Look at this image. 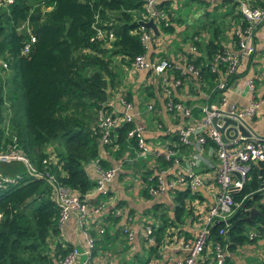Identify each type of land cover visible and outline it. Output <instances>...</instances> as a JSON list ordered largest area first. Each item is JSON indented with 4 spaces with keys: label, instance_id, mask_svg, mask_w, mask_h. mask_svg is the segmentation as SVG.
<instances>
[{
    "label": "trees",
    "instance_id": "trees-1",
    "mask_svg": "<svg viewBox=\"0 0 264 264\" xmlns=\"http://www.w3.org/2000/svg\"><path fill=\"white\" fill-rule=\"evenodd\" d=\"M143 1L12 0L7 4L5 0H0V60L6 64L7 70L3 78L1 73L4 69L0 67V143H10L14 139L18 149L38 171H42L41 162L52 157L55 162L46 167L44 173L52 175L59 185L79 199H84L88 207L94 206L100 197L93 195L85 198L95 182L87 177L84 166L97 160L98 166L103 167L98 160L100 146L121 147L126 131L131 128V125L124 124L115 129L113 133L116 139L109 145H102L95 128V114L108 109L106 102L110 92L122 84L118 79L121 70L116 61L129 75L134 59L145 54L139 41L142 28L138 25L143 14ZM184 2L200 6L204 0ZM222 3L230 2L225 0ZM172 4L171 0L159 1L157 9L163 13L164 19L155 23L159 33L157 39L163 37L169 43L159 51L150 52L151 56L171 64L173 69L168 72L169 81H180L172 99L190 107L202 104L205 96L226 73L223 64L216 66L214 72L210 71L214 58L224 54V28L220 23L221 18L210 17L209 14L201 15L195 25H183L181 18L175 15L182 4L177 1ZM236 15L241 19L237 12ZM97 32L105 35L111 33L112 39L96 40ZM28 35L33 37L34 42L29 52L22 55L20 52ZM229 40L236 49L234 32L230 33ZM189 48L194 51L189 52ZM165 50L171 51V54L167 55ZM172 55L173 60L170 58ZM176 56L191 66L197 75L181 76V69L174 68L172 64ZM251 60L242 61L238 72L225 79L227 88L237 79L249 76ZM145 73L148 79L149 73ZM155 78L151 87L143 88L145 101L153 98L154 90L158 93L161 88L160 80ZM182 93L188 98L180 97ZM117 94L132 103L128 91H117ZM213 94L215 92L210 95ZM192 115L198 120L199 110L192 108ZM171 142H177L174 134ZM131 145L134 148V144ZM178 148L180 154L186 152L183 147ZM47 149L50 151L47 152ZM158 161L163 165L171 163L163 159ZM147 175L146 172L138 178L141 188L137 195L142 199H150L146 192L153 181L147 183ZM0 177H19L14 185L0 187V264H56L71 247L62 249L56 245L49 249L50 238L58 232L57 208L50 188L43 180L28 177L19 162L0 164ZM262 187L264 161H255L248 166L242 189L231 195L238 208L228 219L227 227L216 223L209 229L211 244H226L227 252L231 255L247 246L253 249L256 242L264 239V198L259 191ZM169 194L155 198L162 197V202L150 199L154 203L152 212L147 211L138 218L150 225L154 239L153 244L140 243L138 250L152 255V259L160 258L157 253L165 242L164 238L182 236L189 239L191 236L188 227L193 209L188 203V190L175 188ZM198 199L202 201L203 197L199 195ZM125 204L126 201H121L111 208L106 206L92 219L89 225L94 241L91 259L98 261L106 253L115 251L113 242L122 238L121 227L115 229L114 235H110L106 227L108 222L116 220L114 211H123ZM251 209H255V213L247 220ZM146 214L148 217L157 214L159 218L155 216L146 220ZM127 216H132V211H128ZM97 218L105 223L97 225ZM151 220H157L160 225L156 226ZM166 223L173 230L163 237ZM181 227H186V231ZM99 229L102 230L101 234H98ZM221 229L225 232L219 236ZM250 231L256 232L252 239L248 238ZM140 253L138 263L147 264L150 260ZM165 260L162 264L166 263ZM258 262L262 264L263 261ZM225 263L230 264L228 259Z\"/></svg>",
    "mask_w": 264,
    "mask_h": 264
},
{
    "label": "built area",
    "instance_id": "built-area-1",
    "mask_svg": "<svg viewBox=\"0 0 264 264\" xmlns=\"http://www.w3.org/2000/svg\"><path fill=\"white\" fill-rule=\"evenodd\" d=\"M159 1H143V14L140 15L141 22L145 23L151 20L155 25V23L157 24V22L164 19L163 13L157 9ZM11 2L12 0H5L7 4ZM253 2L252 4L245 1L237 2V13L245 26L234 32L236 38L235 53H224L212 61L211 72H214L216 66L223 64L226 73L223 79L210 91L209 95L205 96V101L199 107H187L172 99L164 86L169 81L168 72L173 67L166 60H160L155 56L147 59L151 47L156 45L153 38L157 37H154L151 31L141 29L139 41L145 54L134 59L131 70L149 73L146 86L152 84L151 79L153 77L160 80L162 91L165 93L164 107L172 121L170 127H165L163 121L156 118L157 122L154 127L161 136L158 145H147L144 139V135L148 130L146 122L136 121L131 113L133 110L132 104L120 96H117V105L121 107L122 113L119 111L112 113L106 110L97 111L95 114V128L98 131L99 142L102 145L112 143L115 129L124 124L131 125V128L125 133L124 143L134 144L133 152L136 160L140 152L153 157L152 162L148 163L146 167L149 175L145 177L147 183L153 181V184L147 186L146 193L149 198H156L165 193L169 194L175 188H186L189 192L188 203L193 209V216L190 218L192 220L191 225L188 227L191 236L189 239L182 236L170 238L172 240L171 244L181 253V256L170 259L165 264H226L229 254L226 244H211L208 239L209 229L216 223L223 224L224 228L227 227L228 219L238 208V205L232 201L231 195L242 189L246 181L249 164L255 161H264V133L263 135H257L252 131L253 134L249 133V138L241 137L238 133L234 139H226L218 131L221 123L218 121L215 125L212 124L213 118L224 115L238 123L242 121L250 128L249 122L257 115L258 106L262 102L260 99H254L252 78L241 77L229 88L225 84V79L228 76L238 72V67L242 61L253 57L255 52L253 46L254 34L259 28L264 30V0H253ZM94 38L96 40L102 38L111 40L112 34L105 35L97 32ZM33 42V37L28 35L20 53L26 55ZM193 51V48H189V52ZM179 64V66L174 65V68L181 69V76L185 73L193 76L197 75V72L191 66H187L185 62ZM0 67L4 70L6 68V64L2 60H0ZM238 81L240 82L238 83ZM171 83L173 87H176L179 86L180 81L174 80ZM231 91L235 93L247 91L246 93L249 94L250 99L244 110H240L228 100ZM213 92L215 94L210 95ZM109 106L110 103L107 101L106 107L109 108ZM192 108L199 110L200 118L198 120L194 119ZM144 113L150 115V117H156V114H160L153 98L145 104ZM179 120H182V122L179 123ZM173 134L177 137L176 143L171 142ZM164 136H168V138H164ZM178 147H183L187 151V157L184 160L180 159L182 156ZM160 159L165 162L171 161V163L163 165L158 161ZM9 162L21 163L28 177L41 179L50 188L52 200L57 208V229H60L68 218H75L79 236L82 239V247L81 249L72 248L63 257L59 258L56 264H74L79 257L85 258L86 264H91L94 241L89 232V225L92 219L100 214L109 203L106 186L118 174V168L107 170L97 168L98 179L95 181L94 188L85 198L99 195L100 199L94 206L88 207L84 199H79L70 190L59 185L52 175L44 173L46 167L54 164L55 160L52 157L43 160L41 162L42 171H38L29 163L18 149L15 140L12 139L10 143H0V164ZM17 180H19V177H0V187L14 185ZM259 191L264 198V187ZM199 195L203 197L202 201H199ZM113 216L121 217L120 212L117 210L114 211ZM122 221L120 235L127 241H131L134 237L131 230L134 225L133 220L127 217L123 218ZM181 229L185 230L187 228L181 227ZM151 232L150 225L143 226L142 241L147 245L154 243ZM224 232L221 229L218 231V235L221 236ZM101 233L102 230L99 229L98 234ZM255 234L256 232L250 231L248 238L252 239ZM164 243L167 244L166 241ZM161 248L165 249L164 246H161ZM151 260L157 263V259Z\"/></svg>",
    "mask_w": 264,
    "mask_h": 264
},
{
    "label": "crops",
    "instance_id": "crops-1",
    "mask_svg": "<svg viewBox=\"0 0 264 264\" xmlns=\"http://www.w3.org/2000/svg\"><path fill=\"white\" fill-rule=\"evenodd\" d=\"M170 1V0H169ZM173 2L172 5H174L177 2L181 5L186 0H171ZM225 0H204L203 5L200 6H193V9L196 11L195 18H193L190 21V25H195L197 22L200 21L201 15L209 14L210 17H217L221 18L220 23L222 24V27L224 28V53H235V48L233 45V42H230L229 36L230 33L236 32L239 29L244 28L245 24L242 22L241 19L236 18V12H237V4L233 5L234 3H237L239 1H245L249 4L254 3L253 0H228L230 3L223 4ZM197 19V20H196ZM205 20L204 18H201ZM154 43H156L155 46L151 47V50L154 52L156 49L158 51L160 49H163L165 47V44L169 43V40L162 38H154ZM253 46L255 49L254 55L251 58V66L249 67V76L245 78H252L254 80V99L255 100H262V102L258 106V112L257 115L249 122V126L251 130L257 134V135H263L264 133V30L263 28H259L256 33L254 34L253 38ZM222 50V49H221ZM166 51V54H171V51ZM151 52L147 54L148 58H153L154 56H151ZM159 55V54H158ZM160 56V55H159ZM174 55L170 56V58L173 60ZM155 58H157L155 56ZM169 58V59H170ZM179 56H176V60L173 65H180L181 62L178 60ZM159 59V58H158ZM182 59V58H181ZM182 63V62H181ZM145 72H136L134 70H129V78L124 80L122 84L118 88L110 92V97L108 99V102L110 103L108 111H111L112 113H116L119 111L122 113L121 107L117 105V91H123L131 95V101L133 110L131 113L134 115V119L136 121H144L147 124L148 130L144 135L145 142L147 145H158V140L161 139V136L159 133L155 130L154 124L157 122V119H161L163 122V125L165 127H170V124H172L170 116L167 115L165 107H164V99H165V93L162 91V88L160 90L155 91V94L153 95V99L155 102V105L157 106L160 114H156V117L150 115H146L143 111V105L146 102L144 100V91L143 88L146 86V80L145 78ZM187 75H191L189 73H185ZM156 78L151 79V83L153 84V80ZM149 85V87L152 86ZM167 88L168 93L170 96H174L175 94V87L172 86L171 81H168V83L164 86ZM256 88V92H255ZM118 89V90H117ZM139 90H142L140 92ZM180 97L186 98L185 94H179ZM148 99V98H147ZM184 99V100H185ZM191 99V98H190ZM250 96L248 93L242 91L240 93H235L233 91L229 92L228 100L235 104L240 110H244L247 105L249 104ZM150 100V99H149ZM192 106L199 107L202 106V104H194ZM117 115V114H116ZM179 123L182 122V120L178 121ZM116 139V136L113 135V140ZM112 140V142H113ZM135 154L133 152V147L129 144H123L121 147L117 145H110V146H100L99 148V158L103 163V167L98 166L99 163L97 160L93 162H89L84 166L85 173L87 177L92 181L95 182L98 179V173L97 168L102 170H107L110 168H118L119 172L114 176V178L111 179V181L107 184V193L109 194V203L107 204V208H111L112 205H117V203L121 201H126L125 208H123V211L120 212V216L117 220L114 222H108V226L106 227L109 230L110 235H114L115 229L120 228L123 225V218L130 217L133 220L134 225L131 227L132 233L134 234V237L131 241H127L124 237L121 239H116L113 242V250L114 252L106 253V256H103L102 258L98 259V261L95 258H92L90 260L91 264H139L138 261H136V257L140 253L138 250V245L142 243V229L144 225H149L144 221V219H138L139 216L141 217L142 214H145L147 211L152 212V206L153 201L155 202H162L163 198L160 197L158 199H153V201L150 199H142L137 195V191L141 188L139 181H134L131 179L133 176H137L138 178L141 176V174H137V166H136V159ZM181 160L185 159L187 157V151L182 154L181 153ZM133 159V160H132ZM148 164H145V168ZM98 166V167H97ZM148 169L150 170V167L148 166ZM153 170V169H151ZM212 174V173H211ZM132 181L133 185L131 186L132 193L129 195L127 193V189H125V186L127 185L128 181ZM130 188V187H129ZM157 198V197H156ZM152 202V203H151ZM117 210V209H116ZM132 211V216H127V212ZM167 215V213L164 212V215ZM163 215V216H164ZM168 216V215H167ZM146 217L147 214H146ZM97 222V225H103L104 220H101L100 218L95 219ZM151 222H154V224L157 226V224L160 225V223H157V220H151ZM167 223L165 224V226ZM178 227V226H177ZM163 229V237L167 233L171 232L173 229L168 226V229L164 227ZM170 229V230H169ZM186 231V230H184ZM164 241L167 242V244L162 243L161 246H164L165 249H162L161 247L158 249L157 255L160 258H157V263L154 262V260H150L147 264H159L162 263L163 260L165 262H168L170 259L178 258L181 256V253L177 249H175V246L172 243V240H170L169 237L164 238ZM60 245L62 249L68 247L81 249L82 247V239L79 236V232L76 226V221L74 217H70L67 219V221L61 226L60 229H58L57 235L53 236L49 240V249L52 250L54 246ZM252 247L253 249L248 247L240 250L235 255L228 254V261L230 264H258L259 260H262V264H264V239L262 241L256 242ZM246 249L249 251L244 252ZM244 253H248L243 255ZM141 254V253H140ZM248 256L249 258H246L244 260H241V257ZM248 262V263H247ZM87 261L83 257H79L74 264H86Z\"/></svg>",
    "mask_w": 264,
    "mask_h": 264
},
{
    "label": "rangeland",
    "instance_id": "rangeland-1",
    "mask_svg": "<svg viewBox=\"0 0 264 264\" xmlns=\"http://www.w3.org/2000/svg\"><path fill=\"white\" fill-rule=\"evenodd\" d=\"M1 5V4H0ZM194 6V5H193ZM193 6L192 5H190V4H188V2H183L182 3V5L180 6V8L178 9L177 8V10H176V12H175V15L176 16H179L180 18H181V20H182V22H183V25H187V26H189L190 25V21L193 19V18H195V15H196V11L193 9ZM197 20V19H196ZM117 60V59H116ZM116 63H117V67H118V69H120L121 70V75H120V77H118V79L120 80V81H124V80H126L127 78H129V75H128V73L127 72H125L126 70H123L122 68H120V65L118 64L119 63V61L117 60L116 61ZM6 74H7V70H6V68H5V70L4 71H2V73H1V76H3V78H4V76H6ZM237 81V80H236ZM235 81V82H236ZM121 82V83H122ZM240 81H238V83H239ZM236 84V83H235ZM254 87H256L255 85H254ZM247 92V91H246ZM255 92H256V88H255ZM147 103V101L144 103V105H143V108L145 107V104ZM143 111H144V109H143ZM1 127V126H0ZM8 130H5V132H7ZM50 149V148H49ZM49 149H47V152H49L50 150ZM152 160H153V157L151 156V155H149V154H146V153H142V152H140V153H138V158H137V160H136V166H137V174L139 175V174H144V173H146L147 172V169L145 168V164H148V163H151L152 162ZM147 174H149L148 172H147ZM131 179H133L134 181H137L138 182V177L137 176H133ZM133 185V183H132V181L130 180V181H128L127 182V185L125 186V189H127V193L129 194V195H131V193H132V190H131V186ZM130 187V188H129ZM156 216V217H155ZM155 216H149L148 218H146V220H149V219H152L153 217H155L156 219H158L159 218V216L157 215V214H155ZM168 226L169 227H171L169 224H167L166 225V228L168 229ZM172 228V227H171ZM173 229V228H172ZM170 230V229H169ZM247 251H249L248 249H246L244 252H247ZM235 255L237 254V252H235L234 253ZM245 254H247L248 255V253H244L243 255H245ZM141 255L144 257V258H146V259H149V260H151L152 259V255H147L146 253H141ZM246 258H249L248 256H245V257H241L240 259L241 260H244V259H246ZM136 261H140V257L139 256H137L136 257ZM248 263V262H247ZM160 264V263H159Z\"/></svg>",
    "mask_w": 264,
    "mask_h": 264
},
{
    "label": "water",
    "instance_id": "water-1",
    "mask_svg": "<svg viewBox=\"0 0 264 264\" xmlns=\"http://www.w3.org/2000/svg\"><path fill=\"white\" fill-rule=\"evenodd\" d=\"M138 25L144 29L149 30L153 34L154 37H158L159 33L157 31V28L153 24V22L150 20L148 22H138ZM221 123L220 128H218V131L223 134L224 138L226 139H234L237 134L239 133V136L249 138L250 134H253L252 130L242 121L239 123L235 120H231L227 116H221L218 118L212 119V124L215 125L217 122ZM231 135V136H230ZM238 210L235 212L237 213ZM255 213V209H251L249 211V216L247 217V220H250L253 217V214Z\"/></svg>",
    "mask_w": 264,
    "mask_h": 264
}]
</instances>
